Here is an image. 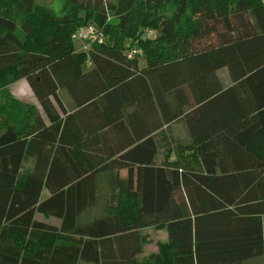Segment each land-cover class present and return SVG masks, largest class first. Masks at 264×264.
Instances as JSON below:
<instances>
[{"label": "trees", "instance_id": "obj_1", "mask_svg": "<svg viewBox=\"0 0 264 264\" xmlns=\"http://www.w3.org/2000/svg\"><path fill=\"white\" fill-rule=\"evenodd\" d=\"M62 6L0 0V264H264L245 263L264 254V0ZM87 20L107 39L75 52ZM19 79L42 114L9 94ZM176 121L187 138L156 162ZM119 167L112 204L79 222ZM145 227L166 238L138 258Z\"/></svg>", "mask_w": 264, "mask_h": 264}, {"label": "rangeland", "instance_id": "obj_2", "mask_svg": "<svg viewBox=\"0 0 264 264\" xmlns=\"http://www.w3.org/2000/svg\"><path fill=\"white\" fill-rule=\"evenodd\" d=\"M34 3L37 6H41V7L45 6L46 8L49 9V11L53 15L59 16L62 14L61 9L63 7L62 6L63 0H34ZM107 19L110 20L111 18L108 17ZM87 24H91V22L89 20H87L85 24H82L78 27L82 26L83 28H85V25H87ZM78 27H76V28H78ZM149 30H151V29H149ZM145 35L151 36L150 33H145ZM102 37H103L102 42L106 41V39H107L106 36L102 34ZM71 42L73 45V50L75 52H81L82 49H84V46H83L84 42H82L80 39L75 38V39H72ZM97 44H99V43H97ZM143 61H144L143 58L141 56H139L138 62L140 64H142ZM226 74H227L226 69L219 71L220 86L221 85L223 86V85L229 83V78L226 76ZM8 92L11 96H13L15 98L21 99L22 101H26V102H29V103L35 105L38 112L40 114H42L41 109H40L41 107L38 104V102L36 101V99L34 98L33 93L30 90L27 83L25 82V80L19 79V80L13 82L12 84H10L8 86ZM58 96H59L60 100L62 101L63 105L67 108L69 106V100H68V97L65 94V92L62 90L59 91ZM43 119H44V117H43ZM178 129L179 128L174 124L173 126L169 127L168 129L163 128V130L160 132V134H157V142H159L160 144L158 147V151L156 153V162H163L165 155L168 156V158H167L168 162H172L173 157H175V155L173 154V149H174L173 148V145H174L173 140L174 139H177L179 141L186 140L185 138L183 139V136H181V133ZM159 138H160V140H159ZM174 152H175V149H174ZM182 154L188 155V154H190V152L189 151H183ZM23 166L25 168L30 167L31 161L26 160L24 162ZM110 180L111 179L107 177V174L98 175V177H97L98 196H97L96 204L91 208L83 210L79 214V216H78L79 222L84 223L93 217H96V216L103 214L105 204L106 205H107V203L112 204V202L110 201V198H109V196L111 194H109V196H108V192L112 193V191H113V187H112ZM46 195H47V191L43 188L40 192V198H43ZM106 200H108V201H106ZM35 217L38 219H41V220H46L48 222H52V223L56 222L53 218L45 217L41 214H35ZM141 233L143 234L145 239H144V242L142 244L141 252L139 253L138 258H146L149 254H151L153 251H155V249H156L155 243L156 242L165 240L166 232L164 229H154L153 227H145L142 229ZM257 259L252 258V259L247 260L245 263L253 262Z\"/></svg>", "mask_w": 264, "mask_h": 264}, {"label": "built area", "instance_id": "obj_3", "mask_svg": "<svg viewBox=\"0 0 264 264\" xmlns=\"http://www.w3.org/2000/svg\"><path fill=\"white\" fill-rule=\"evenodd\" d=\"M145 32L151 34V36L148 37L154 36V32L149 29ZM75 38L80 39L82 42H84V49H82V51L87 50V47L91 42L101 43L103 39L102 33L100 31H96L92 24L85 25V28H83L82 26L75 28L73 30V33L71 34V39ZM125 53L126 56L130 58L133 57L135 54H138L139 50L135 47H129L126 49Z\"/></svg>", "mask_w": 264, "mask_h": 264}, {"label": "crops", "instance_id": "obj_4", "mask_svg": "<svg viewBox=\"0 0 264 264\" xmlns=\"http://www.w3.org/2000/svg\"><path fill=\"white\" fill-rule=\"evenodd\" d=\"M138 66L139 67H142V66H144V63H142V64H140L139 62H138ZM85 68H89V65L86 63L85 64V66H84ZM223 69H226V68H220V69H218L217 71H216V75H217V78H218V82L220 83V78H219V71H221V70H223ZM226 76L228 77V74H226ZM229 78V77H228ZM20 80H22V79H20ZM24 80V79H23ZM231 84V82H230V80H229V83H227V84H225V85H221V87L222 88H224V87H227V86H229ZM176 125L179 129V131H180V133H181V136H183V139L185 138H187V134H186V131H185V126H184V124H183V122H181V121H176V122H173V123H171L170 125H169V127H171V126H173V125ZM118 172L116 173V170L115 169H113V170H111V171H108L107 173H105V174H107V177L108 178H110L111 180H110V182H111V184H112V182H114L115 183V181H118V184H119V186H121V185H123L124 184V182H125V177H126V175H125V169L124 168H122V167H119L118 169ZM112 187H113V184H112ZM109 192H108V196H109ZM258 258V259H257ZM255 259H257V260H255V261H253V262H260V261H262L263 259H264V254L262 255V256H260V257H256ZM253 262H249V263H253Z\"/></svg>", "mask_w": 264, "mask_h": 264}]
</instances>
